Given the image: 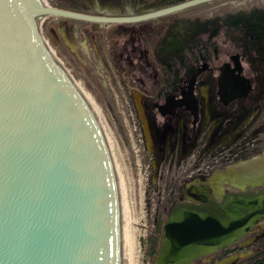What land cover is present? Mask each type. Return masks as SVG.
Segmentation results:
<instances>
[{
	"label": "water",
	"instance_id": "water-1",
	"mask_svg": "<svg viewBox=\"0 0 264 264\" xmlns=\"http://www.w3.org/2000/svg\"><path fill=\"white\" fill-rule=\"evenodd\" d=\"M198 1L108 17L43 0H0V264H120L118 190L107 143L47 46L39 19L128 20ZM224 184L236 190H222ZM252 185L200 181L196 200L171 205L151 264L162 237L163 264H187L240 239L264 214V185Z\"/></svg>",
	"mask_w": 264,
	"mask_h": 264
},
{
	"label": "rangeland",
	"instance_id": "rangeland-1",
	"mask_svg": "<svg viewBox=\"0 0 264 264\" xmlns=\"http://www.w3.org/2000/svg\"><path fill=\"white\" fill-rule=\"evenodd\" d=\"M131 1L147 6L160 0H73L100 11L127 8ZM183 14H171L154 22L158 25L170 21L169 28L162 33L158 49L161 56L169 52L178 55L183 46L211 35L216 54L226 56L233 50L232 40L222 37L219 24L240 22L246 26L247 39L251 34V56L261 58L260 68L264 73V8L231 15L221 22L190 19ZM38 25L47 46L90 104L105 137L118 179L117 190L124 197L121 198L131 249L127 264H151L153 257L148 250L155 222L165 218L174 202L196 200L194 191L198 181L205 182L218 171H225L238 162L253 164L263 159V155L255 158L264 150V80L260 101L220 135L217 127L220 112L208 111L206 98L202 97L203 114L200 118L198 113L196 120L200 122L198 135L193 145L185 146L181 136L168 141L172 122L158 109L161 99L145 102L142 95L148 79L127 72L117 63L115 52L110 50L112 28L106 27L99 44L95 45L87 37L82 22L62 23L43 15ZM209 50L213 53V49ZM242 62L247 71L243 58ZM204 90L205 86L200 85L199 92ZM193 97L199 99L195 93ZM259 186L262 183L251 188ZM228 189L234 188L224 184L222 190ZM263 243L264 214L253 221L240 239L226 246L229 251L220 254L223 248L217 249L204 254L203 260L199 257L187 264H234Z\"/></svg>",
	"mask_w": 264,
	"mask_h": 264
},
{
	"label": "flooded vegetation",
	"instance_id": "flooded-vegetation-1",
	"mask_svg": "<svg viewBox=\"0 0 264 264\" xmlns=\"http://www.w3.org/2000/svg\"><path fill=\"white\" fill-rule=\"evenodd\" d=\"M184 1L186 0H160L147 6L131 1L127 8L117 10L110 8L111 10L103 11L91 10L78 5L73 0H46V4L87 14L122 17L151 13ZM259 8H264V0H202L160 14L128 20H87L46 15L62 23H84L86 35L95 45L99 44L104 29L112 28L110 50L115 52L117 63L123 65L127 72L132 71L131 74L134 73L141 79L142 77L148 79L147 89L142 95L145 96V102L147 100L155 102V99L160 98V103H157L158 109L171 119L172 127L168 141L171 142L181 136L185 146H191L200 128V122L196 120L199 118L198 113L200 118L203 114L202 97L206 98L208 111L213 109L217 113L220 112L218 135L236 125L252 105L260 101L259 94L262 92L264 73L260 68L261 58L251 56L249 45L251 34H248L247 39L246 26L243 23L221 22L231 15L249 13ZM180 13H184L183 15L190 19L220 21L218 32L223 38L232 40L233 50L228 51L226 56L217 55L215 40L211 35L196 43L183 46L178 51V55L169 52L166 56H161L158 51L159 45L163 34L169 28L170 21L161 20L162 23L158 25L154 22L165 16ZM209 48L213 49V53H209ZM242 58L248 67L247 71L244 70ZM200 85L205 86L203 93L199 92ZM194 93L199 99L193 97ZM261 155L263 159H259L258 164L238 162L232 167L236 172L256 177L261 172L260 168L264 166V150L255 159L261 158ZM257 185L261 183L254 186ZM247 187L251 188V186ZM223 249L220 254H224ZM200 259L203 260L202 256Z\"/></svg>",
	"mask_w": 264,
	"mask_h": 264
},
{
	"label": "bare ground",
	"instance_id": "bare-ground-1",
	"mask_svg": "<svg viewBox=\"0 0 264 264\" xmlns=\"http://www.w3.org/2000/svg\"><path fill=\"white\" fill-rule=\"evenodd\" d=\"M73 84H75V83H73ZM75 86H76V84H75ZM84 98H85V96H84ZM87 103H88V101H87ZM89 106H90V104H89ZM241 167H242V165H241ZM241 167H240V169H241ZM260 171L261 172L259 174H257L256 177H253L251 175H244L245 173L241 174L242 172L241 173L236 172L235 169L232 167V168L226 169V171H218V172L215 171L216 173L211 175L210 178H208L209 179V180H207L208 182L205 181L203 183H208L210 185H213V187H215L216 185L220 184L223 181L229 182V183L234 184V185H241L244 182H248L250 184H253V183L254 184H259V183L263 184L264 183V166L262 168H260ZM115 178H116V180H118L117 176ZM119 184H120V182H119ZM117 188H119V187H117ZM121 193H123V192H121ZM121 197L122 196H120V192L118 191L119 230H120V264H127L128 258L130 257V250L131 249H130V241L128 239L129 236H128V232H127L128 231V229H127L128 227L126 225V221L127 220H125L126 216L124 218V215L126 214V213L124 214L125 210L123 212V209H125V207L123 208V203H122L123 199L122 198H124V197H122V198ZM166 247H167L166 238L162 237L160 245H159V248H158V251H157V254H156V257L154 259V264H163V262L161 260V255L164 252V250L166 249ZM204 249L207 250L209 248H204ZM199 257H201V256H199Z\"/></svg>",
	"mask_w": 264,
	"mask_h": 264
},
{
	"label": "trees",
	"instance_id": "trees-1",
	"mask_svg": "<svg viewBox=\"0 0 264 264\" xmlns=\"http://www.w3.org/2000/svg\"><path fill=\"white\" fill-rule=\"evenodd\" d=\"M164 219V218H163ZM163 219H157L154 226V235L150 237L149 243V256L153 257V254L157 248L159 234L162 228ZM229 248L223 249V253L229 251ZM234 264H264V243L260 245L258 249H256L251 254L245 256L244 258L238 260Z\"/></svg>",
	"mask_w": 264,
	"mask_h": 264
}]
</instances>
